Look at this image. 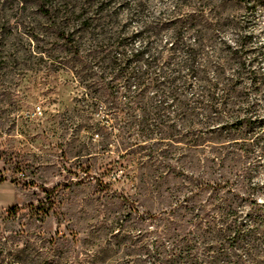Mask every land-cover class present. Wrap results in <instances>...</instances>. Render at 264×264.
<instances>
[{
	"label": "rangeland",
	"instance_id": "374dc122",
	"mask_svg": "<svg viewBox=\"0 0 264 264\" xmlns=\"http://www.w3.org/2000/svg\"><path fill=\"white\" fill-rule=\"evenodd\" d=\"M124 1L80 31L87 0H0V264H264V125L208 126L186 95L151 89L145 101L170 108L154 139L123 129V78L97 61L124 43ZM141 1L144 30L195 16L209 50L236 41L264 123V0Z\"/></svg>",
	"mask_w": 264,
	"mask_h": 264
},
{
	"label": "trees",
	"instance_id": "16d2710c",
	"mask_svg": "<svg viewBox=\"0 0 264 264\" xmlns=\"http://www.w3.org/2000/svg\"><path fill=\"white\" fill-rule=\"evenodd\" d=\"M87 2L89 9H94V13L80 23V31L101 27L102 21L118 17L112 9L115 0ZM124 2L123 8H126L129 20L124 43L111 47L106 55L97 61L106 64V69L110 70L114 81L118 76L123 78V94L119 96L121 91H117L111 105L113 114H124L121 123L123 129L130 133L135 128H142L145 134L138 138L144 142L154 139L155 129L151 126L156 122V118H153V115L161 108H170L146 102L145 95L151 89L163 96L186 95L191 102V115H203L208 126L263 127V120L254 121L253 114L250 113L253 108L249 101L250 93L258 92L261 86L257 81V71L253 61L247 59L245 51L236 45V41L225 42L224 47L218 51L209 50V39L195 16L188 19L177 17L172 22H168L170 19L152 21L146 29L150 31L149 37L142 39L143 34L147 32L142 26L141 14L144 5L141 0ZM250 2L251 0H248V3ZM42 12L51 18V11L43 9ZM166 22L174 25V29H167L169 25ZM133 23L136 28L131 31ZM164 31L167 32L168 40L162 46L159 38ZM65 35L64 31V39ZM137 40L142 41L135 49ZM121 97L123 100H120ZM181 108V104L176 105V109ZM114 119L118 122L116 117ZM3 182L4 180L0 179V184ZM41 190L49 197L55 193L56 188L41 187ZM14 210L15 208H12L8 212L12 213Z\"/></svg>",
	"mask_w": 264,
	"mask_h": 264
},
{
	"label": "crops",
	"instance_id": "0c3cea01",
	"mask_svg": "<svg viewBox=\"0 0 264 264\" xmlns=\"http://www.w3.org/2000/svg\"><path fill=\"white\" fill-rule=\"evenodd\" d=\"M10 196L11 195H9V194H4L3 195L4 198L2 200H0V206H1V204H4L5 207H9L12 204V199H10Z\"/></svg>",
	"mask_w": 264,
	"mask_h": 264
}]
</instances>
